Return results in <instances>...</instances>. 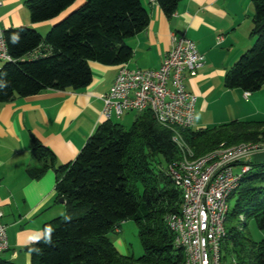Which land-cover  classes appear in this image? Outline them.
<instances>
[{
    "label": "trees",
    "instance_id": "16d2710c",
    "mask_svg": "<svg viewBox=\"0 0 264 264\" xmlns=\"http://www.w3.org/2000/svg\"><path fill=\"white\" fill-rule=\"evenodd\" d=\"M75 1L25 0V5L30 21L36 23L58 16ZM156 1L171 16L181 0ZM251 2V45L223 80L226 88L249 93L264 85V0ZM149 20L140 0H84L45 35L29 26L5 29L13 61L0 66V102L45 90L86 87L92 79L89 62H126L132 49L124 40L142 31ZM172 132L149 110L136 113L129 129L111 119L100 123L72 161L54 168L57 196L65 201L68 214L76 215L43 224L42 238L24 249L31 264H180L184 253L164 221L181 205L180 189L167 172L168 164L180 158ZM179 132L195 156L221 145H264V117ZM31 153L40 165L29 167L27 173L39 178L54 165L55 155L36 138ZM249 164L228 198L234 203L220 241L221 264H264V239L252 240L246 228L252 219L264 231V160ZM128 219L135 221L143 247L136 258L119 253L106 237ZM0 264L15 263L0 258Z\"/></svg>",
    "mask_w": 264,
    "mask_h": 264
},
{
    "label": "crops",
    "instance_id": "0c3cea01",
    "mask_svg": "<svg viewBox=\"0 0 264 264\" xmlns=\"http://www.w3.org/2000/svg\"><path fill=\"white\" fill-rule=\"evenodd\" d=\"M0 2V26L4 30L29 26L45 35L84 0H76L58 16L36 23L30 21L25 0ZM140 2L150 20L142 31L124 40L132 55L123 64L157 68L173 36L184 35L194 41L205 59L195 75L184 78L186 90L196 96L191 128L262 118L264 85L245 99L243 90L226 88L223 83L226 71L251 45V0H181L171 16L163 13L156 0ZM89 66L91 82L80 90H45L0 102V212L8 242V248L0 252L1 259L31 264L25 247L42 238L45 222L68 214L65 201L60 202L55 191L54 168L72 161L105 121L100 96L112 85L120 65L90 61ZM33 138L55 155L54 165L39 178L27 173L29 167L40 165L31 153ZM252 157L264 159L258 152Z\"/></svg>",
    "mask_w": 264,
    "mask_h": 264
},
{
    "label": "built area",
    "instance_id": "2783aa9c",
    "mask_svg": "<svg viewBox=\"0 0 264 264\" xmlns=\"http://www.w3.org/2000/svg\"><path fill=\"white\" fill-rule=\"evenodd\" d=\"M8 61L13 58L0 26V62ZM204 61L194 41L174 35L159 67L140 69L120 64L112 85L100 96L105 120L128 111L149 110L159 124L173 131L180 158L168 164L167 172L180 189L181 205L178 212L167 213L164 221L174 234L175 246L184 253L180 264H221L220 241L225 234L228 198L240 177L250 170L252 154L264 152V145L243 142L195 156L183 141L179 131L192 126L196 102V96L186 90L184 78L195 75ZM249 95L244 91L245 99ZM235 166L238 172L233 170ZM1 218L0 212V252L8 248Z\"/></svg>",
    "mask_w": 264,
    "mask_h": 264
},
{
    "label": "rangeland",
    "instance_id": "374dc122",
    "mask_svg": "<svg viewBox=\"0 0 264 264\" xmlns=\"http://www.w3.org/2000/svg\"><path fill=\"white\" fill-rule=\"evenodd\" d=\"M249 32H250V30L248 31V33ZM248 49H246V51ZM238 58H237V60H238ZM2 64H3V62H0V65H2ZM257 91H259V89L256 90V92ZM262 109H264V107H262ZM135 114L136 113L133 111L124 112L120 117L113 116L111 118V121L114 123L120 124L125 129H129L131 127L133 120H134ZM252 116H255V115H252ZM258 116H260V115H258ZM262 117H264V115H262ZM250 119L251 118H249L248 120H250ZM233 120H239V119H233ZM225 123H227V122H225ZM221 124H223V123H221ZM209 127H211V126H209ZM258 153H261V157L264 158V152H258ZM254 158L255 157L251 158L252 163L258 162V161L260 162V160H264V159H254ZM233 170L235 172H238L239 168L235 166V167H233ZM140 191H141V189H140ZM233 203H234V198H230L228 201L229 207H231L233 205ZM80 212H82V210H80ZM75 215H76V213L75 214L70 213V214L63 215V217L64 218H71ZM246 228L249 231V234H250V237L252 238V240L259 241L261 239H264V231L259 230L256 223L252 219H249L246 221ZM106 237L109 239V241H111L113 243L116 250L121 254L130 255V256L136 258V257H139L143 252V247H142L141 241L138 237L137 226H136V223L134 220L128 219V220L122 221L118 225L117 229L107 233Z\"/></svg>",
    "mask_w": 264,
    "mask_h": 264
},
{
    "label": "clouds",
    "instance_id": "9594fccd",
    "mask_svg": "<svg viewBox=\"0 0 264 264\" xmlns=\"http://www.w3.org/2000/svg\"><path fill=\"white\" fill-rule=\"evenodd\" d=\"M13 39H14V41H15V40H17V39H18V37H14ZM49 231H51V230L49 229Z\"/></svg>",
    "mask_w": 264,
    "mask_h": 264
},
{
    "label": "water",
    "instance_id": "95a60500",
    "mask_svg": "<svg viewBox=\"0 0 264 264\" xmlns=\"http://www.w3.org/2000/svg\"><path fill=\"white\" fill-rule=\"evenodd\" d=\"M59 201H60V202H63L64 200H63V198H60Z\"/></svg>",
    "mask_w": 264,
    "mask_h": 264
}]
</instances>
